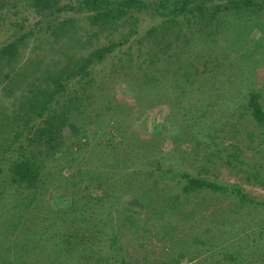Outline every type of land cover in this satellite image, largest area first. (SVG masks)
I'll return each mask as SVG.
<instances>
[{
  "label": "rangeland",
  "instance_id": "obj_1",
  "mask_svg": "<svg viewBox=\"0 0 264 264\" xmlns=\"http://www.w3.org/2000/svg\"><path fill=\"white\" fill-rule=\"evenodd\" d=\"M18 1L0 0V8L11 7V3L17 5ZM80 1L62 0L58 5L60 11L53 9L40 15L20 4L5 14L7 19L1 31L12 22L13 32L22 28L21 33L25 34L24 42L14 48L22 59L12 64L21 73L32 68L33 72L39 69L38 72L42 73L44 66L51 71L53 63L64 62L66 56L70 63L71 57L84 58L94 49L106 46L109 40L117 44L102 62L105 63L101 66L102 72L91 70L90 77L102 74L103 90L95 100L107 95L108 100L116 103L112 114L120 116L119 121L124 120L125 133L123 131L119 135L110 128L107 132L113 140L110 136L98 139L93 136V125L80 130L71 124L56 137L58 146L65 145L73 152L80 151L84 160H89V166H97V171L102 172L107 180L109 193L114 191L113 199L102 204L107 211L102 225L111 236H117L113 247H122L119 255L132 264H264V131L241 107L253 92L259 94L264 109V2L254 0L250 11L240 15L230 10L229 0H213L214 5H224L222 10L227 8L216 16L218 22L215 23L213 18L211 23L219 25L221 30L213 38L214 62L218 68L200 74L202 51L208 39L202 38L200 46V23L196 17L178 18L175 25L168 26L171 31H167V35L164 34L163 38L161 34L156 35L155 41L160 42L153 47L154 37H147L146 33L158 24V18L150 13H133L134 17L129 18L128 15L123 21H118L115 30H101L89 22L87 13L81 11ZM141 1L150 5L157 2ZM197 3L200 4V0ZM7 29L3 30L4 34ZM178 29L182 32L179 39L172 35V31L177 32ZM10 35L6 33L4 37L9 38ZM183 38L188 41L186 45ZM179 45L184 48L178 49ZM144 71L150 74L149 82L139 78ZM6 74L4 65L0 73V123L4 121L6 124L0 125V143L4 146L7 142L13 145L11 148H16L25 139L23 135L17 139L13 136V132L20 129L18 125L22 127L21 121L16 126L12 120L21 117L20 103L15 95L4 96L3 93L14 82L15 89L24 97L22 100H27L30 92L24 94L26 85L22 76L10 83L9 77L5 78ZM180 78L184 80L181 82ZM11 90L14 91L11 88L9 92ZM57 99L53 108L60 105ZM212 104H217L213 110ZM75 115L83 117L78 112ZM169 127L177 131L176 135L165 133ZM186 130L191 134L188 135ZM80 134L79 141L72 143ZM106 142L108 146L99 148V144L103 146ZM179 150L182 152L180 155ZM217 150L220 158L216 157ZM149 161L163 171H190L193 176L240 189L248 201L240 202L232 191L219 195L201 193L190 200V207L176 213L179 220L173 237L177 242L164 239L159 231L162 220L153 215L152 207L151 212L149 209L145 211V205L152 197L139 198L133 186L128 185L129 182L137 184L135 180L147 171ZM158 171L153 173L157 180L161 176L166 178ZM73 172L76 173L75 170ZM66 174H69L68 170ZM53 182L54 185L49 186L44 194V199H48L53 208L69 207L75 197L78 207L82 201L86 208L95 203L86 201L80 194L72 197L68 187L58 189V181ZM160 183L152 187V193L155 188L157 191L164 188V197L169 199L170 188ZM100 193L97 189L92 197L96 199ZM93 210V217L98 219L96 206ZM2 216L8 218L5 214ZM192 216L191 221L184 218ZM96 222L92 220L93 224ZM120 222H126L127 227L123 229ZM200 224L204 225L201 227ZM204 227H211V233L203 234ZM27 228H30L29 224ZM192 236L199 237V242L193 246L189 240ZM96 245L91 242L85 246L92 251ZM108 246L107 241L97 249L103 252ZM100 255L106 253L97 256ZM52 261L42 257L39 263L52 264ZM88 263L93 264L92 261Z\"/></svg>",
  "mask_w": 264,
  "mask_h": 264
},
{
  "label": "trees",
  "instance_id": "obj_2",
  "mask_svg": "<svg viewBox=\"0 0 264 264\" xmlns=\"http://www.w3.org/2000/svg\"><path fill=\"white\" fill-rule=\"evenodd\" d=\"M61 1L19 0L17 5L11 3V7L0 8L3 10L0 11V21H2L0 23V37H2L0 38V73L1 68L5 65L7 71L5 78L9 77L11 83V81L22 76V81L26 85L24 94L30 92L27 100H22L24 97H21L18 90L15 89L16 86L13 85L15 83L13 81L10 89L13 88L14 91L9 92V89L3 93L4 96L15 95L16 100L20 103L21 117L19 119H14V117L12 120L16 126L21 121L22 127L18 125L20 129L13 132V136L14 139H17L23 135L25 139L16 145V148H11L13 145H8L7 142L4 146L0 143V154L2 155L0 157V264H42L39 263L42 257L53 260L52 264H89L88 261H92L93 264H132L133 262L129 263L126 257L119 255L122 247H113L117 236H111L102 225V222H105L103 215L107 213L102 204L113 199L111 195L114 191L109 193L107 180L102 172H98V167L95 165L89 166V160H84L85 158L81 156L80 151L73 152L72 148L67 149L65 145L58 146L56 140L57 135L62 132L64 127L71 124L80 130L81 127L93 125L95 127L93 136L98 137V139L110 136V140H113L107 132L110 128L119 135L123 133L124 120L119 121L118 117L120 116L112 114V109L116 103L108 100L107 95L99 101L95 100L96 95L99 96V92L103 90L102 74L90 77L91 70L98 69L99 73L102 72L101 66L105 65L102 62L106 61L108 55H111L117 44L109 40L106 46L94 49L84 58L69 57L70 63H73L71 65H69L66 56L64 62L56 61V64L53 63L51 71H49L51 68L44 66L42 73L38 72L39 69L37 72H33V68L29 72L24 70L21 73L20 70H15L12 64L22 59L14 48L18 43L24 42L25 34L21 33L22 28L13 32L11 26L14 24L12 22L1 31V27H4L2 24L7 19L5 14L9 13V9H16L18 5L23 4L27 9H31L40 15L53 9L60 11L58 5ZM156 1L150 5L141 0H81L79 5L81 11L87 13L89 22L101 30L111 28L115 30L118 27V21H123V18L128 15L130 18L133 13H150L152 17L158 18L156 21L158 24L150 27L146 33L147 37H154L153 41L158 37L157 34H161V38H163L167 31L170 32L169 27L171 24L175 25L178 18H187L189 15L196 17L200 23V46H202V38L208 39L202 51L203 60L200 61L202 66L200 74L218 68V64L215 65L214 62L213 47L215 40L213 38H216L221 30L219 25L211 23H213V18L215 23L218 22L216 16L220 11L227 8L222 10L224 5H214L213 0H200V4L197 3V0ZM262 1L264 2V0ZM253 2L254 0H229L227 4H229L231 11L242 15L246 11H250L249 8L252 7ZM5 29H7L5 34H11L9 38L4 37L3 30ZM132 33L137 34V32ZM181 33L180 29L177 32L172 31V35L177 36V39L180 38ZM210 37H212V41ZM183 41L184 45L188 43L185 38ZM159 42L156 40L153 47H156ZM122 44L123 42L120 45ZM179 47L180 45L177 48L179 49ZM182 48H184L183 45L180 49ZM151 51L158 55L156 51ZM4 72L5 70L2 74ZM8 73L13 74V76H9ZM149 77V72L144 71L139 78L143 81L147 79L149 82ZM154 78L156 79V75ZM180 80L182 82L184 78H180ZM132 81L133 79L129 82L127 80L126 85ZM147 82L144 83L147 84ZM57 97V102L60 105L58 108H53ZM85 99L86 101H84ZM245 103L241 107L246 110V115L250 116L264 131V109L260 103L259 94L250 92ZM216 105H211L212 110ZM206 107L209 109V106ZM3 112L6 116L5 110ZM75 112L83 117L76 116ZM3 122L1 121L0 125ZM4 123L6 124V122ZM10 123L13 122L10 121ZM169 132L172 136L177 133L173 129L170 130V127L165 133ZM186 132H189L188 135L191 134L190 130H186ZM84 135L83 133L82 136ZM80 137L81 134L73 139L72 143L79 141ZM108 145V142L104 143L103 146L99 144V148H105ZM178 153L179 155L182 154L180 150ZM218 156L220 158L217 150L216 157ZM66 162H68V166L65 167ZM147 165L149 166L147 171L140 174L135 180L137 184L134 185L133 182H129L128 185L133 186L132 188L139 198L152 197L146 203L145 211L149 209L151 212L152 207L153 215L162 220L159 231L163 233L164 239L177 242L173 237L174 227L179 220L177 214L184 211L186 206L190 207L192 204L190 200L201 193L219 195L232 191V195L237 197L240 202L248 201L240 189L221 185L207 178L193 176L189 173L190 171H163L160 166H156L154 162L150 161ZM64 169L68 170L69 174H66ZM74 170L76 173L73 172ZM156 170H160L163 175H166V178L161 176L157 180V176L153 174L156 173ZM160 171L158 174H161ZM197 173L200 176V172ZM52 180L59 184L58 189L68 187L72 197L80 194L86 201L95 203H91L86 208V203L82 201L78 207L75 204L77 202L75 197L69 207L53 208L48 199H44L47 188L52 184L54 185ZM167 181L169 183L164 184ZM157 182H161V186L170 188L169 199L164 197L163 193L166 191L164 188L163 190L161 188L160 191L155 188L152 193V187L159 185L156 184ZM69 183L70 186H68ZM97 189L101 191V195L94 199L92 193ZM88 204L89 202H87ZM94 206L98 211V219L93 217L95 214ZM3 214L7 215L8 218H4ZM184 218L191 221L194 217ZM92 220H97V222L93 224ZM130 221L128 220V224L132 225V221ZM28 224L30 228H27ZM120 224H122L123 229L127 227L126 222H120ZM78 228L80 229L78 230ZM210 231L211 227L203 228V234H209ZM189 240L192 241L193 246L199 242V237L192 236ZM107 241L109 246L106 251H99L97 246L104 245ZM91 242L97 244L96 249L92 251L85 246ZM100 253H106V255L97 256Z\"/></svg>",
  "mask_w": 264,
  "mask_h": 264
}]
</instances>
